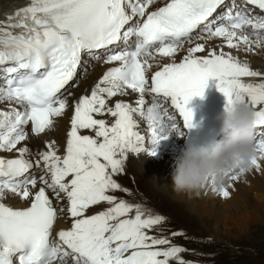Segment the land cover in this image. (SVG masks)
Listing matches in <instances>:
<instances>
[{
    "label": "snow or ice",
    "instance_id": "1",
    "mask_svg": "<svg viewBox=\"0 0 264 264\" xmlns=\"http://www.w3.org/2000/svg\"><path fill=\"white\" fill-rule=\"evenodd\" d=\"M156 2L29 0L0 22V103L9 102L8 110L0 109V153H16L13 158L0 155V264H170L172 260L185 264L179 256L185 249L149 235L163 222L162 216L145 215L139 205L110 193L127 191L114 176L124 171L128 154L155 155L160 141L174 133L183 135L165 104L179 114L183 128L194 126L188 104L203 96L210 78L226 99L225 111L235 102L251 109L256 153L251 164L260 169L264 73L223 50L207 49L206 55H198L206 52L204 43L188 47L179 62L172 59L150 76L148 72L157 55L174 58L185 43L191 45L198 28L197 39L223 38L221 47L245 45L251 51L253 45H264V16L249 15L236 0L219 20L210 18L225 0H166L148 11ZM244 3L264 11V0ZM118 42L124 47L109 54L110 46ZM96 50H104V63L119 64L103 73L90 94L74 102L64 153L57 154L49 143L35 161L26 158L30 151L22 146L29 135L26 126L38 136L64 114L68 100L62 93L76 76L82 54L102 58ZM245 77L260 80L249 83ZM126 90L138 94L135 106L123 101L109 106L112 98L128 94ZM134 115L147 121V138L136 130ZM105 116L112 122L97 118ZM146 142L155 147L146 148ZM34 167L44 174L33 175ZM212 190L222 198L230 196L224 186ZM6 193L28 206H8L3 202ZM102 203L108 205L105 210L88 215ZM69 217L70 227L57 231L53 242L56 220Z\"/></svg>",
    "mask_w": 264,
    "mask_h": 264
},
{
    "label": "rangeland",
    "instance_id": "2",
    "mask_svg": "<svg viewBox=\"0 0 264 264\" xmlns=\"http://www.w3.org/2000/svg\"><path fill=\"white\" fill-rule=\"evenodd\" d=\"M13 1L15 2L0 0V9L13 4ZM257 13L256 16H264V11L258 10ZM192 35L198 36L200 32ZM244 49V45L239 50L222 47L225 53H231L233 56L241 55ZM97 53L103 59L104 50ZM101 59H93L90 55L83 54L76 76L66 86L62 98L81 88L86 81L92 80ZM68 114L66 109L63 115L66 117ZM63 115L61 117L65 118ZM61 117L56 118L54 126ZM136 121V130L146 137L144 119L138 115ZM253 134L252 131V137ZM221 136L222 134L215 142L219 141ZM157 147L159 149L155 155H148L147 152L128 154L124 171L119 175L121 180L114 178L122 189H127V192H114L117 199L116 193L126 202L139 205L145 215L158 214L164 218L161 224L149 230V235L167 238L172 245L185 249L179 254L185 264H264V160L260 161V169L252 168L238 180H227L224 187L230 193L228 198H222L218 191L212 190V186L176 194L172 184L176 165L171 172L166 173L159 163L163 157L169 155L172 158L174 154L171 151L168 153L170 147H162L161 143ZM138 157L142 160L141 163H136ZM37 169L34 167L30 171L37 174ZM156 177L160 181H157ZM173 194L179 195L180 198H174ZM102 210L103 203L93 207L91 213ZM61 226L56 228H62ZM173 233L180 235L173 236ZM54 234L53 228L52 236H56ZM170 264H176V261L172 260Z\"/></svg>",
    "mask_w": 264,
    "mask_h": 264
},
{
    "label": "bare ground",
    "instance_id": "3",
    "mask_svg": "<svg viewBox=\"0 0 264 264\" xmlns=\"http://www.w3.org/2000/svg\"><path fill=\"white\" fill-rule=\"evenodd\" d=\"M26 1L27 0H15V2L13 1L14 2L13 4L0 9V14L7 11V9L11 10V9L20 7ZM165 2H166V0H157V2L155 4L149 6L148 10L155 9V8L159 7L160 5L164 4ZM231 4H232V0H227L222 7L217 9V12L214 13L213 17L210 19L219 20L221 18L222 11L224 9L229 8V6ZM236 4L240 8L244 9L249 15H253V16H256V14L258 15L257 12L259 9L253 5H248V4L244 3V0H236ZM196 37L197 36H193V40H192L193 42L191 45L185 43L184 47L181 49L182 51H179L174 56V58H166V57H162V56L157 55L155 60L150 61L153 64V67L148 72V75H151L154 71L159 70V68L162 67L163 64L171 62L172 59H174L176 62H179L182 59V57L186 54L187 48L190 46H194L195 43L206 44V52L198 54V55H206L207 49L215 50L217 52L221 51L222 50L221 46L224 45V42H225L223 38H212L211 40L205 41V40L197 39ZM252 39H255V37H252ZM122 45H123V42H118L116 45L110 46V48L108 49V53L109 52L112 53L113 51L114 52L118 51V49H119L118 47L122 46ZM241 46L242 45H240V47ZM246 47L247 46H245V49H246ZM245 49L243 50L241 55L236 54V56H234V57L239 59L242 63L247 62L253 70L264 73V45H261L259 47L254 45V46H252L251 51H246ZM96 51L97 52H103V50H96ZM118 63L119 62H112V63L106 64V63H104V59H101L98 63V67H97L98 69L95 70L96 73L94 75V78L92 80L86 81V83L83 86L81 85L82 86L81 88L76 89L75 92H71V95L65 96L66 98H69L68 99V107H67V109L69 111V114H68L69 116L65 117L63 115L65 118H62V117L59 118V120H57V123L55 126L52 125V127L49 130H46L44 133H42L38 136L31 134L30 125L26 126V129L29 131V135H28V139L26 141L22 142V146H26L29 148L30 151L27 155V157H29V159L35 161L38 158V153L45 151L46 145L49 143H53V147L57 150V154L62 155L64 153V149H65V145H66L67 132L70 128V118H71L72 110H73L72 106H73L74 102L77 101L81 95L90 94L91 89L94 87V85L99 80V78L103 75L104 70L107 67H110V66L118 64ZM247 78H248L247 80H245V79H243V80L245 82H249V83H257L260 80L259 77H247ZM126 91L128 94L118 95V96L112 98L109 101V106H113L116 101L127 102V103H130L133 106H135V100L138 98V94L132 93L131 90H126ZM145 98H146V103H150L151 97L146 96ZM11 106L12 107H18L14 103H12ZM165 107L168 108L169 112L175 117V120L177 122L178 120H177V117L174 114L173 110L167 104H165ZM8 108H9V102L0 103V109L8 110ZM101 118L106 119L108 123H111L113 120V118L110 116H105V117H101ZM137 118H138V115H134V119L137 120ZM54 121H56V118H54ZM144 122H145L144 127L147 128L146 137H148L150 135V132L148 131V123L146 120H144ZM178 128L180 131H182L180 129L179 124H178ZM82 134H93V133L82 132ZM220 135L218 136V138L220 137ZM222 138H223V135L221 136V139ZM181 141H182V136H178L175 133L173 135H170L166 140L160 141V143L162 144V147L163 146L165 148L170 147V149L168 150V153L171 151V153L174 154L172 158L168 155V156L163 157L162 160H160L159 163H160V167L163 168V172H166V173L171 172V169L173 167H175L176 159L179 156V152L181 149H183L181 146V143H182ZM149 146H151V145H149ZM145 147L148 148V145L146 143H145ZM158 149H159V147H157L156 152H158ZM0 155L4 156L5 158H11V157H14L16 155V153L4 152V153H0ZM138 162L139 163L142 162V160H140L139 157H138L136 163H138ZM166 163H168V164L166 165ZM37 171H38L37 174L35 172V173H33V175L36 174V176L38 177L39 175L44 174L42 168H38ZM119 175L120 174L115 175L114 178H116V179L120 178ZM120 180H121V178H120ZM156 180L160 181V179H157V177H156ZM115 192H118V191H115ZM125 192H127V191H125ZM110 194L114 195V192H112ZM176 194H178V192ZM176 194L175 195L173 194V196H175L174 198H176V197L180 198V196L176 195ZM50 195H51V193H50ZM116 195L118 196V200L121 199L120 196L118 195V193H116ZM3 202L8 204V205H11L13 207H21V206L27 205V202L22 201L18 197H15L12 194H8V193H6L5 199L3 200ZM54 202L57 204V206H62V202H60V201H54ZM107 207H108V205L103 203L104 210ZM187 207L190 211L192 210V208H190L189 206H187ZM209 214H210V212H209ZM88 215H92L91 209L89 210ZM70 224H71V218L70 217L67 218V220H65L63 218H58L55 222V225H54V232H55L54 235H56L57 231H59L61 229L69 228ZM59 225H62L61 226L62 228L57 229L56 227H58ZM56 239H57L56 236H54V239H52V241L55 242Z\"/></svg>",
    "mask_w": 264,
    "mask_h": 264
},
{
    "label": "clouds",
    "instance_id": "4",
    "mask_svg": "<svg viewBox=\"0 0 264 264\" xmlns=\"http://www.w3.org/2000/svg\"><path fill=\"white\" fill-rule=\"evenodd\" d=\"M218 119L223 139L209 147L189 142L180 150L172 174L174 191L196 190L205 186L219 189L230 176L243 177L252 170L251 161L256 153L252 143L251 109L243 102H235Z\"/></svg>",
    "mask_w": 264,
    "mask_h": 264
}]
</instances>
